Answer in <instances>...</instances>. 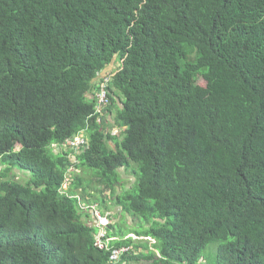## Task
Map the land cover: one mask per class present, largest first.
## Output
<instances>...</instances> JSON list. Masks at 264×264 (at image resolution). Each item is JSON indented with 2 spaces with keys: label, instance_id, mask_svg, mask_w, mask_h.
Instances as JSON below:
<instances>
[{
  "label": "trees",
  "instance_id": "obj_1",
  "mask_svg": "<svg viewBox=\"0 0 264 264\" xmlns=\"http://www.w3.org/2000/svg\"><path fill=\"white\" fill-rule=\"evenodd\" d=\"M85 192L141 224L110 211L99 249ZM121 247L117 264H264V0H0V264Z\"/></svg>",
  "mask_w": 264,
  "mask_h": 264
},
{
  "label": "rangeland",
  "instance_id": "obj_2",
  "mask_svg": "<svg viewBox=\"0 0 264 264\" xmlns=\"http://www.w3.org/2000/svg\"><path fill=\"white\" fill-rule=\"evenodd\" d=\"M112 68H113V65H110L106 71H110V70H112ZM122 100H124L123 96H122ZM120 105H121L120 104V98H118L117 104L113 107L111 113H108L109 116L107 115V118L105 121L106 131L109 132L110 134L116 135L119 138H121L122 135L120 134V132H121L120 129L116 126V124H114V116H115V111L117 114L119 109H121ZM88 135H89V133H87V135L85 134V137H87ZM122 139H123V137L121 138V140ZM109 145L113 146L112 141L109 142ZM54 149L56 152H58V150H59L57 147H55ZM133 169H138V166L136 164H133L131 169H128V170L120 169L122 177L125 180L123 188H130L135 183L136 177H135V173H134ZM88 172L87 171L83 172V177L85 179L84 184L89 185L87 191L96 187L95 177L91 176ZM25 173L26 172L21 173L18 171H14L12 173V177H14L18 181H21L22 183H26L31 178V173H26L27 175ZM67 186H68V184L65 185L64 187L67 188ZM134 187H135V185H134ZM132 188H130V189H132ZM85 194H86L85 199L90 200V202H92V203H91V206L89 208L82 210L84 213L83 219H85L87 221L88 220H95V223H96V218L94 216V212H93V208H92V206H96V209L98 211H100L103 215H107L110 220H111L110 211L112 212V210H113V212L117 214V218L115 220H116V223L118 224V227L123 228V226H124V228H126L127 226H125V224L127 223L128 226H130L129 229H136L141 224L140 220L138 218L131 217L127 214H125V216H123L121 214L122 212L120 210H116V208H113L112 210L106 211L105 209H103L104 207L99 206L98 205L99 203L97 201H95L94 198L96 197V195H95V197H92V195H89L87 192H85ZM109 205L112 206L111 202H109ZM87 221H86V223H87ZM114 223H115V221H114ZM150 244H152V242H150ZM217 249H218V244H213L207 249L206 253L209 256L215 257ZM128 264H148V263L146 261L142 260L139 262H129Z\"/></svg>",
  "mask_w": 264,
  "mask_h": 264
},
{
  "label": "built area",
  "instance_id": "obj_3",
  "mask_svg": "<svg viewBox=\"0 0 264 264\" xmlns=\"http://www.w3.org/2000/svg\"><path fill=\"white\" fill-rule=\"evenodd\" d=\"M107 93L103 90L100 93L99 96V103H106L107 102ZM85 140L83 137H77L76 138V145L79 147L81 145H85ZM68 180V179H67ZM69 181V180H68ZM68 183H66L65 185H67ZM81 207L82 209H87L89 208L91 205L87 204L86 202H81ZM93 208V212H94V216L96 218V224L97 227L99 229L97 238H96V242L95 245L99 248V249H107L109 250V243L113 240H115L114 238H109L108 237V229L111 225V220L109 219V217L107 215H103L100 211H98L96 209V206H92ZM134 239H138L137 237H133ZM145 240H148L150 242H152V244L154 243L153 240L146 238ZM130 252V247H121V248H116L113 249L111 251V255H110V263L111 264H117L119 263L120 258L126 254Z\"/></svg>",
  "mask_w": 264,
  "mask_h": 264
}]
</instances>
